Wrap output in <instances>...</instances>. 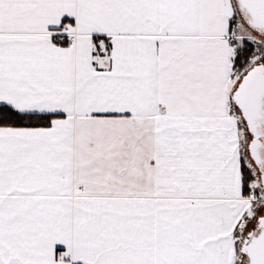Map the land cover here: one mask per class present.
Listing matches in <instances>:
<instances>
[{"label": "snow or ice", "instance_id": "obj_1", "mask_svg": "<svg viewBox=\"0 0 264 264\" xmlns=\"http://www.w3.org/2000/svg\"><path fill=\"white\" fill-rule=\"evenodd\" d=\"M0 264H264V0H0Z\"/></svg>", "mask_w": 264, "mask_h": 264}]
</instances>
